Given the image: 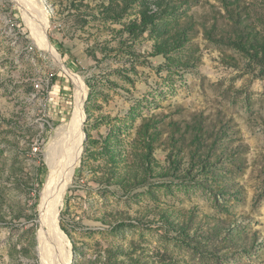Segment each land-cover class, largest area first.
Returning a JSON list of instances; mask_svg holds the SVG:
<instances>
[{"label":"rangeland","instance_id":"1","mask_svg":"<svg viewBox=\"0 0 264 264\" xmlns=\"http://www.w3.org/2000/svg\"><path fill=\"white\" fill-rule=\"evenodd\" d=\"M28 9L87 92L72 264H264V0H0V264H40L46 145L75 110Z\"/></svg>","mask_w":264,"mask_h":264},{"label":"bare ground","instance_id":"2","mask_svg":"<svg viewBox=\"0 0 264 264\" xmlns=\"http://www.w3.org/2000/svg\"><path fill=\"white\" fill-rule=\"evenodd\" d=\"M30 11L32 10H26V15L33 35L54 57L57 65L67 70L76 83L75 110L66 122L56 128L54 136L46 145V150L44 149L49 174L41 192L40 226L37 231L40 264H72L69 241L60 231L59 214L64 195L84 150V104L87 92L80 77L67 68L47 39L48 16L45 12L44 15H39L35 10L31 13Z\"/></svg>","mask_w":264,"mask_h":264}]
</instances>
